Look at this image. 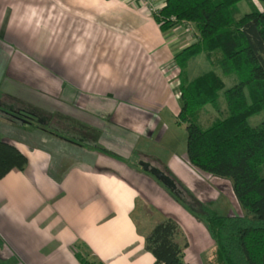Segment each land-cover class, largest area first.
Listing matches in <instances>:
<instances>
[{"label":"crops","instance_id":"obj_1","mask_svg":"<svg viewBox=\"0 0 264 264\" xmlns=\"http://www.w3.org/2000/svg\"><path fill=\"white\" fill-rule=\"evenodd\" d=\"M197 37L191 23L162 31L139 0H0V113L22 104L51 124L78 126V138L49 125L27 146L6 140L28 163L0 179V261L81 264L80 253L153 264L145 234L164 218L177 221L176 211L190 215L132 158L165 171L137 143L157 140L159 126L164 137L176 119L174 57ZM182 165L192 175L187 155ZM139 203L158 214L145 229L134 216Z\"/></svg>","mask_w":264,"mask_h":264},{"label":"trees","instance_id":"obj_2","mask_svg":"<svg viewBox=\"0 0 264 264\" xmlns=\"http://www.w3.org/2000/svg\"><path fill=\"white\" fill-rule=\"evenodd\" d=\"M242 2L248 7L243 13ZM154 18L162 31L191 23L198 33L197 40L174 57L181 100L177 123L186 125L189 162L214 177L231 180L234 197L246 211L223 215L183 201L213 240L207 264H264V6L260 9L254 0H164ZM201 55L211 68L190 77V62ZM207 105L219 115L204 125L201 115ZM20 112L4 115L18 124L28 123ZM255 116L262 118L252 123ZM27 163L17 146L0 139V179L12 170H24ZM136 168L182 200L138 164ZM180 235L170 217L151 227L144 236V250L154 257L153 264H188L183 260L188 243L182 245ZM76 257L81 264H104L96 257L87 259L80 253Z\"/></svg>","mask_w":264,"mask_h":264},{"label":"rangeland","instance_id":"obj_3","mask_svg":"<svg viewBox=\"0 0 264 264\" xmlns=\"http://www.w3.org/2000/svg\"><path fill=\"white\" fill-rule=\"evenodd\" d=\"M254 3L260 9L264 6V4L258 2L257 0H254ZM246 10H248L246 3H240L241 13ZM189 67L190 77L208 71L211 68L202 55L192 60ZM26 106L29 107L30 105ZM30 107L31 108L27 109L24 105H20V113L26 116L30 122L21 125L10 120L4 115V113H11V109L1 111L0 139H12L14 141L17 140L18 142H22L23 140L24 145L27 146V144H29V138L31 135L34 132L39 133L36 129H38L39 126H44V123L41 122H45L46 120H43L40 117H47V119L50 117L47 116V114L42 113L40 108L37 109L32 106ZM37 114L40 115L37 116ZM218 115V112L214 108L207 105L202 111L201 122L204 125H207ZM261 118L262 116H255L252 117L250 121L252 123L258 122ZM48 121L49 124L46 123L48 126L59 127V131H63L64 125L58 124V126L55 125L56 123L51 124L50 122L53 121L51 117ZM166 124L164 137L159 138L161 130V126H159L157 135L158 139L149 141L147 138H141L137 143V148L138 150L145 148L143 150L153 154L157 162L164 167L167 174H170L171 177H173L178 187H180L183 191V195L181 197L171 190L175 195L182 199L180 201L169 194L174 199L173 201H175L181 209L190 215V220L185 221L183 215H177V211L175 212V217L177 219L176 222L181 232L184 231L185 233H182V235L178 237V241L182 245L185 240H187L188 243L187 247L183 250V260L188 264H207V260L213 256V240L211 239L203 222L197 219L185 205L187 204L189 207L196 209L206 205L223 215H244L246 214V211L241 208L233 196L231 180L214 177L194 166L191 168V171H193L192 175H189L184 168L182 170V167L180 166H183L182 164L184 163V157L186 155V125L184 123H177V118L167 120ZM46 132L49 133V129H47ZM138 150H136V153L139 152ZM174 161H177L178 164L177 166L172 167ZM138 162L139 159L134 156L132 158V163L133 166L135 165V168ZM136 182L138 186H144V183H139L138 181ZM211 184H214V186ZM219 195L220 197L217 198ZM156 215H158L156 214V211L155 213L152 212L150 208H147L141 203L138 204L134 213L139 228L144 229L155 220ZM13 261L14 259L11 260V262Z\"/></svg>","mask_w":264,"mask_h":264},{"label":"water","instance_id":"obj_4","mask_svg":"<svg viewBox=\"0 0 264 264\" xmlns=\"http://www.w3.org/2000/svg\"><path fill=\"white\" fill-rule=\"evenodd\" d=\"M138 164L141 168L154 176L158 181H160L164 186L174 191L178 196L183 195V191L178 187L174 179L167 174L165 171L157 166L151 165L149 162L139 161Z\"/></svg>","mask_w":264,"mask_h":264},{"label":"built area","instance_id":"obj_5","mask_svg":"<svg viewBox=\"0 0 264 264\" xmlns=\"http://www.w3.org/2000/svg\"><path fill=\"white\" fill-rule=\"evenodd\" d=\"M141 7L145 8L153 16L157 15L160 8L164 5V0H139Z\"/></svg>","mask_w":264,"mask_h":264},{"label":"flooded vegetation","instance_id":"obj_6","mask_svg":"<svg viewBox=\"0 0 264 264\" xmlns=\"http://www.w3.org/2000/svg\"><path fill=\"white\" fill-rule=\"evenodd\" d=\"M64 125V128H63V131H61V133L65 134V135H71V136H74L76 138H78V132H77V129H78V126L76 125H73V124H69L67 123L66 125L62 123H56L55 125ZM58 125V126H59ZM52 129L54 130H58L59 131V127H55V126H51ZM60 132V131H59Z\"/></svg>","mask_w":264,"mask_h":264}]
</instances>
